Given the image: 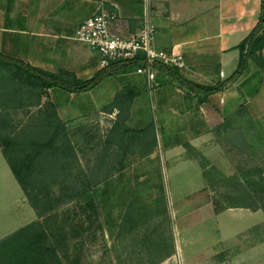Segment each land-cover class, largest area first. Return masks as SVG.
Returning <instances> with one entry per match:
<instances>
[{
	"label": "rangeland",
	"instance_id": "374dc122",
	"mask_svg": "<svg viewBox=\"0 0 264 264\" xmlns=\"http://www.w3.org/2000/svg\"><path fill=\"white\" fill-rule=\"evenodd\" d=\"M210 1L199 0L204 6ZM76 42L81 44L80 64L87 63L89 72L98 57ZM78 64L73 60L70 65L76 71L64 70L87 76L83 68L79 72ZM249 81L260 88L244 100L243 110L253 124L231 126L213 140L204 137L197 147L186 143L170 151L161 147L156 112L148 102L152 93L146 89L147 109L130 115L127 108L125 121L141 132L123 155H116L112 173L98 184V221L85 230L76 251L70 245L77 262L66 264H264V212L223 207L243 198L244 171L264 168V68ZM42 97L41 101L48 99ZM83 106L81 92L56 108L69 133L66 149L53 165L57 171L44 181L52 190L78 167L86 170L92 165L116 114L104 111V106ZM36 110L35 106L5 110L0 137H44L33 128ZM40 182L33 177L27 186ZM7 200L0 208L1 230L9 233L37 218L26 197L24 204ZM170 246L172 253L163 257Z\"/></svg>",
	"mask_w": 264,
	"mask_h": 264
},
{
	"label": "crops",
	"instance_id": "0c3cea01",
	"mask_svg": "<svg viewBox=\"0 0 264 264\" xmlns=\"http://www.w3.org/2000/svg\"><path fill=\"white\" fill-rule=\"evenodd\" d=\"M259 2L212 0L204 6L199 0H0V53L47 71H76L70 63H82L81 44L73 39L80 21L93 13L106 12L114 16L108 25L110 32L127 37L139 30L146 3L155 26L154 46L180 53L184 67L176 72L183 80L212 85L236 68L238 50L234 47L255 25ZM79 64V72L83 68V73H88L85 77L74 73L81 79L89 78L100 68L98 59L89 72L87 63ZM254 72L257 70L248 65L226 87L202 98L201 93L180 85L173 73L154 70L157 85L148 102L156 112L154 122L159 128L162 149H179L186 143L197 147L204 137L213 140L231 126L253 124L243 106L254 89L252 81L248 82ZM125 87L131 88L133 94L128 105L130 115L147 109L145 78L135 69L116 72L92 89L82 91V104L103 107ZM75 93L81 92L47 88L42 100L46 96L60 108ZM0 100L6 104L1 89ZM110 112L116 113V109ZM8 198L24 204L22 188L0 151V208ZM1 229L0 224V239L10 233Z\"/></svg>",
	"mask_w": 264,
	"mask_h": 264
},
{
	"label": "trees",
	"instance_id": "16d2710c",
	"mask_svg": "<svg viewBox=\"0 0 264 264\" xmlns=\"http://www.w3.org/2000/svg\"><path fill=\"white\" fill-rule=\"evenodd\" d=\"M234 48L238 50L236 68L227 78L212 85L183 80L177 74L176 68L161 62L154 61L151 67L156 73H173L180 85L189 91L201 93L202 98L226 87L237 79L248 65L254 67L257 72L261 71L264 68V0L259 2L255 25ZM144 65V55L138 52L130 59L110 61L89 78L81 79L64 69L47 71L0 53V89L2 97L6 99V104L0 100V120L8 108L35 106L37 119L33 128L35 133H43L44 136H29L24 139L9 135L0 137V151L37 217L0 239V264L77 262L76 257L70 254L69 248L72 245L76 251L77 247L83 244L85 230H91L93 224L98 221L96 188L112 173L111 163L116 155H123L132 140L141 132L125 124L128 117L127 108L133 95L131 88L125 87L116 92L103 107L106 112L116 109V114L102 140L101 154L93 159L92 165L86 170L78 167L52 190L44 181L57 171L55 169L54 172L53 165L60 160V154L66 149L69 132L57 116L56 105L49 99L41 101L45 90L58 88L66 92L87 91L116 72ZM258 89L259 87H254L249 95L256 93ZM111 145L114 146L113 151ZM33 177L41 179L42 182L28 187V180ZM242 177L243 198L223 207H244L264 212V168H258L255 172L249 168L242 173ZM219 210L215 209L216 212ZM255 227L258 228L259 225ZM171 253L170 246L163 257Z\"/></svg>",
	"mask_w": 264,
	"mask_h": 264
},
{
	"label": "built area",
	"instance_id": "2783aa9c",
	"mask_svg": "<svg viewBox=\"0 0 264 264\" xmlns=\"http://www.w3.org/2000/svg\"><path fill=\"white\" fill-rule=\"evenodd\" d=\"M114 18L106 12L93 13L80 21L74 31L73 39L86 44L98 57L100 67L110 61L130 59L141 52L145 65L135 69L136 73L144 75L148 93L157 85L155 73L151 67L154 61L180 70L184 67L183 59L178 52L164 51L154 46L155 26L152 23L146 3L141 14L139 30L127 37H122L109 30V22Z\"/></svg>",
	"mask_w": 264,
	"mask_h": 264
}]
</instances>
